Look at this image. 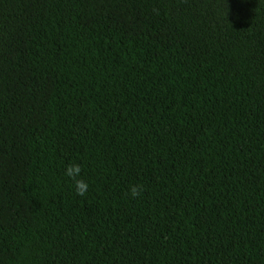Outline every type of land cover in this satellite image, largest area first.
I'll list each match as a JSON object with an SVG mask.
<instances>
[{"label":"trees","instance_id":"1","mask_svg":"<svg viewBox=\"0 0 264 264\" xmlns=\"http://www.w3.org/2000/svg\"><path fill=\"white\" fill-rule=\"evenodd\" d=\"M0 264H264V0H0Z\"/></svg>","mask_w":264,"mask_h":264},{"label":"clouds","instance_id":"2","mask_svg":"<svg viewBox=\"0 0 264 264\" xmlns=\"http://www.w3.org/2000/svg\"><path fill=\"white\" fill-rule=\"evenodd\" d=\"M65 176L70 178L73 182L75 191L78 195L84 196L88 191V183L80 178L81 175V165L77 163H70L65 169ZM144 186L142 184H133L129 186L127 195L132 198H138L144 192Z\"/></svg>","mask_w":264,"mask_h":264}]
</instances>
